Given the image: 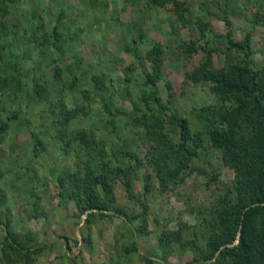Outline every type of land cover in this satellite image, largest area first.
I'll list each match as a JSON object with an SVG mask.
<instances>
[{
    "label": "rangeland",
    "instance_id": "rangeland-1",
    "mask_svg": "<svg viewBox=\"0 0 264 264\" xmlns=\"http://www.w3.org/2000/svg\"><path fill=\"white\" fill-rule=\"evenodd\" d=\"M5 1L0 21L10 34L0 33L8 44L0 73L17 64L29 90L0 95V119L8 121L0 133V264H215L216 256L201 255L219 228L218 209L234 195L227 153L203 133L193 155L178 149L158 172L146 152L159 132L166 146L177 147L172 112L187 119L191 133L203 132L197 108L233 105L218 82L193 73L225 70L232 83L247 81L230 65L243 53L225 50L227 40L216 33L225 32L227 16L234 38L242 44L248 34L253 63L263 64L264 0ZM200 21L209 28L202 32ZM153 48L161 73L150 82L156 73L145 53ZM36 84L47 89L45 98L31 95ZM64 108L72 110L65 126ZM246 114L249 106L230 117L240 122ZM100 147L139 153L138 163L124 162L131 165L129 189L120 176L109 178L113 206L123 214L83 209L59 192L58 172L81 171L83 161L100 157Z\"/></svg>",
    "mask_w": 264,
    "mask_h": 264
},
{
    "label": "trees",
    "instance_id": "trees-1",
    "mask_svg": "<svg viewBox=\"0 0 264 264\" xmlns=\"http://www.w3.org/2000/svg\"><path fill=\"white\" fill-rule=\"evenodd\" d=\"M160 1L165 2L166 0ZM5 2V0H0V18L5 13ZM224 21L225 32L215 33L227 40L225 50L233 53L234 49H240L243 53L236 59L237 62L230 63V65L246 73L247 81L243 84L232 83V78L225 70H221L220 73L212 71L206 75L201 69L195 71L193 76L196 79L209 77L218 82L223 96L233 102V105L229 107L225 104H218L211 109H206L204 106L197 108V117L204 127L203 132L191 133L187 119L172 112L171 119L179 127L180 140L177 147L173 144L166 146L162 138L163 133L159 132L154 144L147 150L146 158L156 171L167 169V159L171 157V153L179 149L181 156L193 155L196 152L195 148L202 145L203 133H205L215 147L227 153L228 161L234 168L235 190L234 195L226 197L223 206L218 209L219 228L210 235L207 252L203 253L201 258L207 260L216 256L215 264H264V63L259 65L253 63L250 36L247 34L244 43L240 44L234 38L231 22L227 16ZM52 28L51 36L58 39L57 25L54 23ZM199 28L202 32L205 31L209 28L208 22L200 21ZM0 33L4 36L10 34L5 23L1 21ZM8 42L10 43V41ZM51 43L56 48H60L56 40L53 39ZM7 47L6 42L0 43V68L4 67L1 70H5V65L1 64V58ZM126 49L130 50L134 56L139 55L133 45H127ZM213 49L216 48H210L208 52ZM158 53L159 51L155 48L145 53L146 59L156 73L150 78V82H155L161 73V60ZM11 70L13 72L0 73V95L5 97L12 93L16 94L19 90H29L26 88V82L19 66L14 64ZM35 83L37 82L35 81ZM166 83L170 89V82ZM27 91L25 94L30 95ZM168 94L170 97L172 96L171 89ZM31 95L43 99L47 95V89L36 84ZM150 95L152 96L151 100H158L156 94ZM247 106L250 107L252 114L244 115L240 122L230 117L235 111L239 112ZM105 108L110 110L107 102H105ZM163 108L165 106L160 104L157 110H164ZM0 109L5 110L1 103ZM149 110L153 116L155 110ZM59 114V121L61 125L65 126L66 121L72 115V110L60 109ZM142 115L144 117L145 113ZM151 125L153 126V123ZM7 127L8 121L0 119V133L5 132ZM59 136L63 138L62 129ZM37 141L40 142L39 139ZM102 147H100V157L96 158L95 162H91L90 158L83 161L81 171L63 168L58 172L56 181L60 187L59 192L62 196L69 195L74 203L83 209H105L123 214L125 211L121 207L113 206L115 197L110 188L109 178L120 176L125 187L129 189L131 165H126L124 162L125 159H129L136 164L140 161V156L136 151L118 148H112L109 153H106ZM90 156H94V154H90ZM119 156H123V159ZM112 157L117 160L116 164L111 163ZM99 185L104 189V194L98 190ZM228 193H230L229 189ZM176 233L175 237L179 239L180 231ZM8 235L11 236V233ZM235 238H237V242H233ZM144 257L150 261L149 256L145 255Z\"/></svg>",
    "mask_w": 264,
    "mask_h": 264
}]
</instances>
